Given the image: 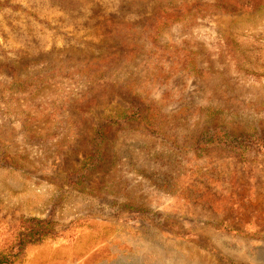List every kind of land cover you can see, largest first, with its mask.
Wrapping results in <instances>:
<instances>
[{
    "label": "rangeland",
    "instance_id": "374dc122",
    "mask_svg": "<svg viewBox=\"0 0 264 264\" xmlns=\"http://www.w3.org/2000/svg\"><path fill=\"white\" fill-rule=\"evenodd\" d=\"M0 257L264 264V0H0Z\"/></svg>",
    "mask_w": 264,
    "mask_h": 264
},
{
    "label": "trees",
    "instance_id": "16d2710c",
    "mask_svg": "<svg viewBox=\"0 0 264 264\" xmlns=\"http://www.w3.org/2000/svg\"><path fill=\"white\" fill-rule=\"evenodd\" d=\"M136 114H133V115H123L124 117V119L126 118H138L139 120L141 119V120H143L144 119V114L142 113V111L141 110H137V112H135ZM43 232H46V231H43ZM42 234V233H41ZM41 236H44V235H41ZM41 236H39V238H41ZM3 261L1 260V257H0V264H3L2 263ZM9 264V263H8Z\"/></svg>",
    "mask_w": 264,
    "mask_h": 264
}]
</instances>
